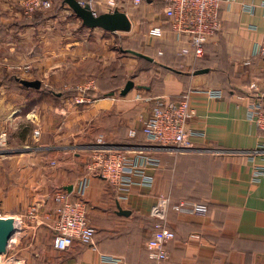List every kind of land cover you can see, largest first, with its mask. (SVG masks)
Returning <instances> with one entry per match:
<instances>
[{"label": "crops", "instance_id": "obj_1", "mask_svg": "<svg viewBox=\"0 0 264 264\" xmlns=\"http://www.w3.org/2000/svg\"><path fill=\"white\" fill-rule=\"evenodd\" d=\"M79 1L118 9L108 5L117 0ZM251 5L253 11L247 9ZM15 7L0 0V78L66 81L67 89L89 80L80 91L86 95L99 92L91 76L98 66L97 76L122 67L125 77L131 75L126 81L135 83L125 95L123 86L77 104L72 96L55 102L53 93L0 82V133H9L8 147L0 151V178L5 179L0 181L5 215L0 216L18 217L42 197L49 199L40 214L53 210L55 191L77 199V187L86 179L84 199L96 230L94 244L76 240L58 250L47 224L28 221L12 241L24 264H153L146 242L162 221L152 214L161 195L170 197L165 223L175 233L166 243L171 264H264V149L256 153L264 130L253 109L264 106V58L256 52L264 37V0H223L222 30L199 59L180 54L190 47L186 37L170 30L148 36L147 51L169 69L153 65L138 74L133 71L139 56L118 55L106 44L103 29L86 27L72 9L50 16L40 28H16L22 13ZM120 11L131 19L128 11ZM183 94L195 110L187 129L198 133L192 137L197 150L159 149L146 140L142 121L159 103ZM100 135L112 149H142L158 157L159 166L145 171L151 185H133L123 200L100 172L90 171ZM183 201L206 208L180 211ZM120 208L129 213L121 214Z\"/></svg>", "mask_w": 264, "mask_h": 264}, {"label": "built area", "instance_id": "obj_2", "mask_svg": "<svg viewBox=\"0 0 264 264\" xmlns=\"http://www.w3.org/2000/svg\"><path fill=\"white\" fill-rule=\"evenodd\" d=\"M144 1L146 0H130L135 6H139ZM162 1L167 3L163 14L167 17L172 31L178 37H186L190 45V47L183 48L180 54H192L197 59L202 58L205 55L206 45L222 30L220 9L223 0ZM81 3L86 4L84 1ZM51 6V0H27L25 2L27 14ZM247 9L253 11L255 6L251 5ZM164 31L161 24H156L150 29L149 34L151 37H159ZM256 52L264 58V37L257 44ZM79 88L81 91L83 90V87ZM188 97V94H183L178 100L169 103L163 101L164 103H159L155 107L151 116L143 119V130L149 143L159 149L174 147L178 150H197L192 142V137L198 133L187 129L188 121L195 116V110L190 106ZM74 100L77 104H85L92 99L80 93L75 96ZM253 109L254 114L258 117L259 127L264 130V106L261 103L256 104ZM132 134L134 135L135 131H132ZM6 142L7 133H0V145H6ZM261 148L264 149V138H262L256 153L263 150ZM159 164L158 157L149 156L142 149L130 151L112 149L105 145L104 136L100 135L88 167L90 171L100 172L104 178L122 192L120 199L125 200L133 185H151L152 178L146 175L145 171L150 167L156 168ZM136 177L142 181H136ZM86 187L87 181L84 179L77 187V199L71 198V192L55 191L51 197V201L54 203L53 210H47L43 214H40V210L47 205L49 197L40 198L30 206L26 213L14 218V235L17 236L23 232L28 221H34V226L47 224L53 231V245L58 250L68 249L76 240L87 245L94 244L96 230L87 213V204L84 199ZM169 202L170 197L161 195L152 208V214L162 220L156 225L155 231L146 242L150 258L154 261L153 264H171L166 243L175 238V233L167 228L165 223ZM188 207L206 208L203 204L187 201L178 205L180 211L186 210ZM11 240L7 252L0 254V264H24V260L12 249L13 242Z\"/></svg>", "mask_w": 264, "mask_h": 264}, {"label": "rangeland", "instance_id": "obj_3", "mask_svg": "<svg viewBox=\"0 0 264 264\" xmlns=\"http://www.w3.org/2000/svg\"><path fill=\"white\" fill-rule=\"evenodd\" d=\"M26 1L27 0H10V3L12 5L14 3V5H16L15 8H18V10L22 13L21 19L32 18L38 12H48L51 14L52 12H54V10L56 11V13H59L61 11L63 12V10L64 11L71 10V8L67 4L63 3L64 0H51L52 6L50 8L37 9V10H34L32 13L27 14L26 8H25V2ZM121 1H123V2H121ZM127 1L126 0H117L115 2L113 1L112 3H108V5L111 4V6H115V8H118L120 10L125 9V11L129 12V14L131 16V21L133 23L132 31L111 33L109 31L105 32L102 30V32L101 31H99V32H101L102 37L106 38V44L108 46L116 49L118 55L124 54L123 49H127V48L141 49L142 51L151 54V52L147 51V49H146L147 43L149 42L148 36H150V34L146 32L147 28L145 27V25L142 24L143 23L142 20L144 21V23L148 22V23L152 24L155 21V19L157 20L158 17L162 15V13L154 5L148 6L147 4H143L141 6H135L130 2V0H127ZM88 4H90V3H88ZM102 5L103 6H100V8H103L105 10L106 3H102ZM91 7H92V5H91ZM149 32H150V30H149ZM157 43L158 42L155 43L156 46L158 45ZM89 64H91L89 66V68H91L93 66L92 61ZM97 67L98 66H95L91 71L94 72ZM146 67H148V64L139 60L138 65L136 66L135 70L133 71V74H137L139 69L141 70V68H146ZM85 68L86 67H83L81 72L85 71ZM120 68H122V67H119V69ZM107 69L109 70L110 68H107ZM107 69H105V70H107ZM2 73L4 74V72H2ZM130 76L131 75H129V77H125V80L129 79ZM86 81L87 80L79 81L82 83H77L78 81H70L68 83H77V84L81 85V87H82L86 84ZM65 82L66 81L54 82L53 84L52 83L49 84V83H47V81L45 79L42 83V86H41L42 89L41 88L40 89L43 90L44 92H49V94L53 93L54 91H57V93H61L60 91H62L63 89H67L65 86V85H67V83H65ZM73 85H75V84H73ZM121 87H123V86H121ZM78 90H79L78 93L71 95L73 97V99L75 98V96L80 94L81 89L79 87H78ZM50 95L54 99L55 102H57L60 98H62V95L61 96L58 94L56 95L55 93L50 94ZM90 98H91V96H90ZM7 139H9V133L7 134ZM6 147H8V146L0 145V151L3 149L5 150ZM0 158H1V156H0ZM4 180H5L4 178H0L1 183H3ZM0 214L5 215L4 211L1 209H0ZM14 237H15V235H14ZM14 237H13V239H14ZM13 239L11 240V242L13 241Z\"/></svg>", "mask_w": 264, "mask_h": 264}, {"label": "trees", "instance_id": "obj_4", "mask_svg": "<svg viewBox=\"0 0 264 264\" xmlns=\"http://www.w3.org/2000/svg\"><path fill=\"white\" fill-rule=\"evenodd\" d=\"M143 4L154 5L159 11H161V13L163 12L164 7L167 5V3L165 1H162V0H152V1L151 0H146V1L142 2L139 6H141ZM93 9L98 14L107 12V10H104L103 8H100L98 6H94ZM55 14H56L55 10L51 14L48 13V12H38L32 18H28V19L24 18V19H21V20H17L15 25H16V28H23V27L28 26V25H34L37 28H40L41 26L44 25L45 21L50 16L55 15ZM160 17L161 16L158 17V19H160L159 20L160 21L159 24L162 25L164 30L172 31L171 26L168 23L167 17H165V16L161 17V18ZM142 22H143L142 24L145 25V27L147 28L146 32L148 33L149 30L152 28V24H150L148 22L144 23L143 20H142ZM7 25L8 24H5V26H7ZM6 35L7 34H5V36ZM123 50L124 51H133V52L135 51V52H138V53H142V54H144V55H146V56H148V57L153 59V60H149L148 58L140 57V60L143 61L144 63L148 64V67L141 68V70L139 69L137 74L140 73L142 70H149L150 68L153 67V65H158L160 67L169 69V65H166L164 63H157L156 55L153 56L151 54H148L147 52L142 51L141 49H136V48H127V49H123ZM156 50H158L157 52H159L158 47H157ZM161 54H163V51H161ZM180 73H183V71H180ZM95 74H96V70L92 73L91 76L92 77L94 76L96 78L95 79V84L99 88V92L86 91V93H85L87 96H91L92 98H97L98 96H100V95L102 96L103 94L108 93V92L118 91L121 88V86H125L126 83H127V81L125 80V76H124V70L122 68L104 70L101 76H97ZM20 79H21L20 77H15V78L5 77V78H0V82L6 84L7 86L20 85V86L24 87V85H22L20 83ZM86 82H88V81H86ZM41 89H42V87H41ZM78 91H79L78 87L77 86H73V87H71L69 89H63L62 91H60L62 94L61 93H57V91H54V92L52 91V92L55 93L56 95L57 94L60 95V96L62 95V98H64L66 96H71L72 94L74 95V94L78 93ZM180 98H178V97H176V99L175 98H169V99H167V101L170 102V101H173V100H178ZM142 131H143V133H144V135L146 137V134H145V131L143 130V128H142ZM146 140H147V138H146Z\"/></svg>", "mask_w": 264, "mask_h": 264}, {"label": "water", "instance_id": "obj_5", "mask_svg": "<svg viewBox=\"0 0 264 264\" xmlns=\"http://www.w3.org/2000/svg\"><path fill=\"white\" fill-rule=\"evenodd\" d=\"M64 3L74 11V13L82 20L83 25L86 27L95 29L100 28L110 32H130L133 24L127 13L114 9L113 11H107L98 14L90 4H82L79 0H64ZM139 57H145L149 60L152 58L138 52L129 51ZM20 83L27 88L40 89L42 81L40 79H20ZM135 83L132 80H128L124 88L121 90V94H127ZM69 191L71 187L68 188ZM121 214H128L129 211H125L120 208ZM15 232V219L14 217L0 216V254L7 252L8 244Z\"/></svg>", "mask_w": 264, "mask_h": 264}, {"label": "bare ground", "instance_id": "obj_6", "mask_svg": "<svg viewBox=\"0 0 264 264\" xmlns=\"http://www.w3.org/2000/svg\"><path fill=\"white\" fill-rule=\"evenodd\" d=\"M14 237V236H13Z\"/></svg>", "mask_w": 264, "mask_h": 264}]
</instances>
